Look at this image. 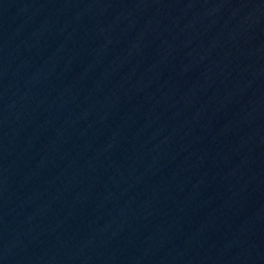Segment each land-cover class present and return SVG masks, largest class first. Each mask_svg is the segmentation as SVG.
I'll return each instance as SVG.
<instances>
[{
  "label": "water",
  "instance_id": "95a60500",
  "mask_svg": "<svg viewBox=\"0 0 264 264\" xmlns=\"http://www.w3.org/2000/svg\"><path fill=\"white\" fill-rule=\"evenodd\" d=\"M0 264H264V0H0Z\"/></svg>",
  "mask_w": 264,
  "mask_h": 264
}]
</instances>
